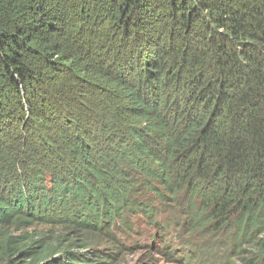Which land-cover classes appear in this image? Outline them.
Wrapping results in <instances>:
<instances>
[{"label": "trees", "instance_id": "obj_1", "mask_svg": "<svg viewBox=\"0 0 264 264\" xmlns=\"http://www.w3.org/2000/svg\"><path fill=\"white\" fill-rule=\"evenodd\" d=\"M136 218L264 264V0H0V224Z\"/></svg>", "mask_w": 264, "mask_h": 264}, {"label": "rangeland", "instance_id": "obj_2", "mask_svg": "<svg viewBox=\"0 0 264 264\" xmlns=\"http://www.w3.org/2000/svg\"><path fill=\"white\" fill-rule=\"evenodd\" d=\"M167 208L172 213L171 208ZM158 219L160 220V215ZM150 222H140L139 218H136V227L133 230L122 232L115 229V233L110 237H104L100 232L83 233L73 225L70 226L77 232L68 225L53 222L33 220L26 223L24 220L16 223L11 220L6 225L0 224V264H43L44 260L58 264L66 258L67 252L71 251L85 254L83 264L225 263L223 259L218 260L222 256L212 261V257L203 249V242L207 238L202 237L199 232L184 233L185 238L178 233H172L162 244L161 239H156V232L159 230ZM82 234L84 236H81ZM187 238L190 242H198L197 249L203 253L202 258H187L191 256L190 250L195 251L186 247ZM115 239L118 241H114ZM8 245L13 248L7 250ZM23 251L24 253H21ZM237 264H244V261L240 260Z\"/></svg>", "mask_w": 264, "mask_h": 264}]
</instances>
